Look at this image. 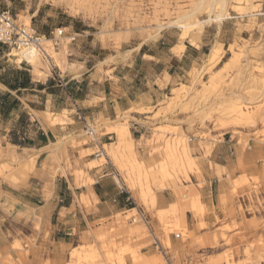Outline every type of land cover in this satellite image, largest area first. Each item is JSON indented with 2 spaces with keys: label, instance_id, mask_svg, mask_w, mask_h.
<instances>
[{
  "label": "rangeland",
  "instance_id": "1",
  "mask_svg": "<svg viewBox=\"0 0 264 264\" xmlns=\"http://www.w3.org/2000/svg\"><path fill=\"white\" fill-rule=\"evenodd\" d=\"M200 1L0 0V8H10L16 19L19 13L31 17V26L35 29L41 27L44 20L51 30L65 28L70 22L73 27L65 28L67 34L75 35L76 30L87 27L93 34L88 42L98 39L103 45L112 44L115 49L123 42L157 39L164 33L184 43L190 41L199 28H202L200 39L207 28L222 29L223 39L231 43L230 54L223 58L222 51L223 56L209 65L208 57L213 49L224 50V46L217 43L207 52L203 63L190 72L191 83L173 90V98L167 100V106L169 110L173 108V114H185L193 119L189 132H193L197 121L201 123L204 131L199 135L205 143L200 145L206 156L212 144L219 141V136L212 132L220 134L222 139L221 133L230 130L233 138L238 139L241 153L251 145L257 158L249 164L240 155L241 177L236 178L235 170L230 173L226 170L232 185L231 195L221 197L222 219L216 217V225H211L206 222L211 212L198 191L205 183L202 164L193 155L191 135L183 130V122H175L173 127H153L148 162L135 153L131 134L126 140L129 131L122 134L114 131L118 143L105 149L127 174L133 197L145 212L149 225L140 218L132 221L137 210L125 217L120 214L117 216L119 226H104L97 232L95 238L99 246L90 238L92 232L85 233L89 238L82 246L77 244L66 258L38 259L37 262L31 257L32 245L26 237L32 234L33 226L39 227L38 218L21 211L20 205L9 200V193L13 192L10 186H25L35 170V161L23 162L14 157L15 153H3L0 156V264H264V0L248 3L219 0L212 9H198ZM38 10L39 15L33 19V13ZM193 11L192 17H185ZM159 24L162 27L158 28ZM194 24L198 26L191 30L185 28ZM73 43L64 39L61 47L66 49ZM49 52L54 56L53 48ZM247 112H254L255 119L249 121ZM100 132L101 125L97 124L94 133ZM88 136L83 132L81 142H72L87 144ZM92 152H82L81 157ZM105 162L102 157L87 167ZM82 173L77 175L83 176ZM88 182L94 183L91 179ZM171 187L173 205L163 204L159 192ZM13 193L17 196V192ZM194 204L199 209L194 208ZM151 227L158 233L162 252L155 246ZM175 234L181 237L176 238Z\"/></svg>",
  "mask_w": 264,
  "mask_h": 264
},
{
  "label": "crops",
  "instance_id": "2",
  "mask_svg": "<svg viewBox=\"0 0 264 264\" xmlns=\"http://www.w3.org/2000/svg\"><path fill=\"white\" fill-rule=\"evenodd\" d=\"M39 13H33L32 18ZM48 25L44 20L36 30L49 34L52 27ZM72 27L69 22L65 28ZM74 34L77 42L66 49L59 47L56 56H42L36 64L19 62L12 47L0 45V156L16 153L23 162L35 158L28 183L10 186L17 196L9 193V200L20 205L21 211L38 218L39 227L33 226L32 234L26 237L35 261L66 258L77 244L82 246L89 238L84 234L89 232L99 246L95 237L102 227H117L118 215L125 217L142 210L133 197L127 174L107 154L105 146L118 143L117 134L107 129L128 125L126 140L131 134L135 153L150 161L153 127H173L181 121L183 130H190L193 119L168 109L173 90L191 83L190 72L203 63L217 43L224 46L223 58L230 54L231 45L223 39L222 29L212 27L205 29L197 45L184 41L185 48L180 52L175 50L180 40L166 33L157 39L123 42L119 49L98 39L88 42L93 34L87 27ZM55 116L62 122L55 121ZM97 124L101 132L94 138L88 136L87 144H73L72 140L81 142L89 125L95 128ZM193 129L189 132L191 147L200 159L205 181L198 191L211 212L206 222L216 225V217L223 216L221 197L231 195L232 190L226 170H235L236 178L241 177L240 155L249 164L257 158L251 145L241 153L238 139L230 130L221 133L222 139L212 132L219 141L212 144L206 156L200 145L205 143L199 135L204 131L201 123L197 121ZM89 150L93 152L81 157ZM102 157L104 164L87 167ZM81 171L84 175L78 176ZM89 179L94 183L89 184ZM159 194L163 204L173 205V187ZM152 228L151 236L156 241L158 233ZM171 242H175L173 236Z\"/></svg>",
  "mask_w": 264,
  "mask_h": 264
},
{
  "label": "built area",
  "instance_id": "3",
  "mask_svg": "<svg viewBox=\"0 0 264 264\" xmlns=\"http://www.w3.org/2000/svg\"><path fill=\"white\" fill-rule=\"evenodd\" d=\"M64 39L73 43L77 40V36L67 34L65 28L62 27L51 30L49 34H40L32 26L16 24V17L10 8H0V45H6L17 50H37L41 56L49 58V49L57 50L62 46ZM87 135L93 138L96 136L92 125L87 127ZM137 218L149 225L148 218L142 210H137V215L132 217V221L135 222ZM175 237L180 238L181 235L175 234ZM155 246L162 252L163 249L158 240L155 241ZM167 264L170 263L167 262Z\"/></svg>",
  "mask_w": 264,
  "mask_h": 264
},
{
  "label": "bare ground",
  "instance_id": "4",
  "mask_svg": "<svg viewBox=\"0 0 264 264\" xmlns=\"http://www.w3.org/2000/svg\"><path fill=\"white\" fill-rule=\"evenodd\" d=\"M239 1H244V2H246V3H248L249 2V0H239ZM219 3V0H201L198 4H197V8L198 9H203L204 7L205 8H210V9H212V7L213 6H216L217 4ZM197 12V11H196ZM195 14V11H193L192 13H188V14H185V17H192L193 15ZM209 21H211V19H209ZM16 24H18V25H26V26H31V17H29V16H26L25 14L23 15V14H18L17 15V19H16ZM194 26H198V24H194V25H187V26H185V28L186 29H188V30H191ZM158 28H160V27H162L160 24L157 26ZM201 31H202V28H199V31L197 32V34L195 35V36H193V37H191L190 38V42L191 43H193V44H197L198 43V41L200 40V34H201ZM187 32H186V34H185V36H187ZM184 48H185V46H184V43L183 42H181L178 46H177V48L175 49V50H177L178 52H180V51H183L184 50ZM173 50V49H172ZM222 51H224V50H222V48L221 47H215L214 49H213V51L209 54V57H208V64L209 65H213V64H215L222 56H223V52ZM13 54H15L16 56H18V60H19V62H21L22 60H27V62H29V63H31V64H36L38 61H40L41 60V55H40V53L37 51V50H33V49H28V50H17V49H15L14 48V51H13ZM57 54H56V51H55V53H54V56H56ZM18 62V61H17ZM22 63H23V61H22ZM102 64V63H101ZM234 106V105H233ZM236 108V106H234V109ZM229 109V108H228ZM52 113V112H51ZM38 114V113H37ZM247 114H249L248 112H247ZM254 114V112L253 113H251V114H249L248 115V119H249V121H251V120H254L255 118L252 116ZM49 115V114H48ZM56 115H57V113H56ZM51 117L53 116V115H50ZM39 117V116H38ZM50 117V118H51ZM44 118V117H43ZM254 118V119H253ZM53 119H55V121H58L59 123H60V121L62 122V119H60V117L59 116H55ZM48 120H50L51 121V119H48ZM54 120H52V122H53ZM48 122V121H47ZM253 122V121H252ZM64 123V122H63ZM62 124V123H61ZM54 124H52V126H53ZM166 127V126H165ZM129 127H128V125H119V126H115V128H113L112 130L113 131H115V132H117V133H120V134H122V133H124V132H128L129 131V129H128ZM164 131V130H163ZM107 147H109L108 145H107ZM55 148H57V147H55ZM61 148V147H60ZM15 149V148H14ZM53 150H55V149H53ZM57 150V149H56ZM28 151V150H27ZM58 151V150H57ZM185 151L188 153V151H187V149H185ZM51 152V151H50ZM50 154V153H49ZM55 156V155H54ZM14 157H16V153H15V156ZM29 157V156H28ZM49 157V156H48ZM50 157H51V155H50ZM49 157V158H50ZM58 157V156H57ZM30 158V157H29ZM38 158V157H37ZM2 159V158H1ZM35 159V158H34ZM55 159V158H54ZM29 160H31V159H29ZM32 160H33V158H32ZM14 161H15V159H14ZM35 161V160H34ZM31 163H33V161L31 162ZM36 163V162H35ZM34 165V164H33ZM2 166V165H1ZM4 167V166H3ZM28 167V166H27ZM26 167V168H27ZM5 168V167H4ZM32 168V167H31ZM3 169V168H2ZM33 170V169H32ZM1 171V170H0ZM2 172V171H1ZM83 174V173H82ZM130 188H132V187H130ZM142 196H144L143 198H145V194L144 195H142ZM164 201V200H163ZM194 203V202H193ZM194 208H198L199 209V207L198 206H195V204H194ZM163 211V210H162ZM199 211V210H198ZM193 212V211H192ZM197 214V213H196ZM124 219V218H123ZM126 220H127V218H126ZM136 222H137V220H136ZM145 224V223H144ZM148 225V224H147ZM144 226V225H143ZM124 229V228H123ZM128 229V228H127ZM131 229H133V228H131ZM130 229V230H131ZM145 229V228H144ZM125 230V229H124ZM146 230V229H145ZM144 230V231H145ZM122 231V230H121ZM125 232H126V230H125ZM129 232V231H128ZM130 233V232H129ZM128 233V234H129ZM124 234V233H123ZM127 234V233H126ZM127 234V235H128ZM100 236H103V235H100ZM145 238V237H144ZM160 255V254H159ZM142 256V255H141ZM156 256V255H155ZM158 256V255H157ZM143 257V256H142ZM151 257H153V256H151ZM146 258V257H145ZM160 258V257H159ZM151 259V258H150ZM149 259V261H151ZM158 259V258H157ZM163 260H164V258H162ZM139 260V259H138ZM145 260H148L147 258L145 259ZM144 260V261H145ZM140 261H141V259H140ZM139 261V262H140ZM161 261V260H160ZM158 262H159V260H158ZM161 262H163V261H161ZM151 264H156L155 262L154 263H151Z\"/></svg>",
  "mask_w": 264,
  "mask_h": 264
}]
</instances>
